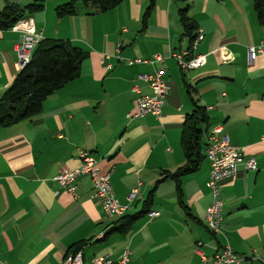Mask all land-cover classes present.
I'll return each mask as SVG.
<instances>
[{
  "label": "crops",
  "instance_id": "1",
  "mask_svg": "<svg viewBox=\"0 0 264 264\" xmlns=\"http://www.w3.org/2000/svg\"><path fill=\"white\" fill-rule=\"evenodd\" d=\"M31 1L0 0V10L8 2L25 7ZM68 1L44 0L42 10L27 14L44 38L68 40L89 56L80 75L53 92L39 113L0 126V264H65L79 241H85V264L105 253L118 259L126 248L130 264H210L225 244L249 264H264V52L251 63L248 54L251 45L264 47V27L253 0H123L105 12L59 17L57 6ZM187 3L205 35L196 49L180 22ZM19 39L20 33L0 29V98L19 71ZM185 49L207 54L206 64L183 69L170 55ZM155 54L166 59L127 62ZM105 56L112 68L102 62ZM156 70L169 85L161 116L129 119L136 108L133 86L152 92L139 75ZM193 99L208 116L199 123L205 145L198 169L180 176L179 197L168 173L186 163L181 136ZM216 127L245 147V159L254 156L257 168L241 164L236 175L221 181L222 230L213 234L203 219L212 202L205 149ZM79 147L93 153L102 171L113 170L116 196L128 206L124 215L141 211L157 185L149 214L128 233L105 237L116 217L93 197L89 176L78 178L76 196L56 181L62 169L81 165ZM150 211L160 215L150 217Z\"/></svg>",
  "mask_w": 264,
  "mask_h": 264
},
{
  "label": "built area",
  "instance_id": "2",
  "mask_svg": "<svg viewBox=\"0 0 264 264\" xmlns=\"http://www.w3.org/2000/svg\"><path fill=\"white\" fill-rule=\"evenodd\" d=\"M13 31L20 32V39L16 44L17 67L23 68L25 60H28V54L33 53L37 45L43 39L42 32H37L33 21L30 19H21L13 27ZM204 31L198 28L192 48L196 49L198 44L204 39ZM264 52L262 45H251L248 48L249 62L256 59L257 55ZM170 57L177 59L179 65L183 69H196L204 66L207 61V54L194 53L191 50H175ZM109 56L102 59L108 68H112V64L107 62ZM225 57V60H231ZM166 57L162 54H155L149 58H133L127 59V62L133 64L135 62H144L155 64L163 62ZM140 78L146 80L152 93H144L139 85L133 86L136 94V108L127 113L129 119L143 118L148 115L160 117L163 112L165 98L169 92V85L163 75L162 70H156L151 73L140 74ZM220 128L216 127L209 136V141L205 149V157L209 160L210 170L209 179L206 182L207 187L211 190L213 200L208 206L204 223L213 233L221 231V222L223 220L224 202L221 197L220 183L226 178H230L237 174L239 166L245 164L248 169H256L257 161L254 156L245 159V147L231 143L227 136L219 133ZM78 157L81 165L76 168H64L55 177L60 188L67 189L72 193H76L77 180L82 175L89 176L92 187L93 197L97 199L107 215L111 217H121L125 214L128 206L121 203L116 196V192L112 182L113 170L102 171L99 166L98 159L93 153L79 147ZM137 188L132 189L130 197H134ZM160 211H150V217H157ZM201 244V243H200ZM204 261L208 258L204 253L199 251ZM130 250L126 248L118 259H114L111 254L105 253L101 256L93 257L92 264H129ZM74 264H85L83 252L78 255ZM210 264H249L248 259L236 253L229 244H225L218 249L210 259Z\"/></svg>",
  "mask_w": 264,
  "mask_h": 264
},
{
  "label": "trees",
  "instance_id": "3",
  "mask_svg": "<svg viewBox=\"0 0 264 264\" xmlns=\"http://www.w3.org/2000/svg\"><path fill=\"white\" fill-rule=\"evenodd\" d=\"M181 1L184 3L188 2V0ZM122 2L123 0H69L57 6L56 14L60 17L75 14L82 10L89 13L105 12ZM79 3L80 8H78ZM152 5L153 2H151L144 14V22H146L151 13ZM253 5L259 22L264 27V0H253ZM43 7L44 0H32L25 7L8 2L0 10V29H10L18 20L26 17L27 14L42 10ZM188 7L187 3L180 8L179 16L184 34L193 41L199 27L196 21L188 14ZM88 56L89 53L87 51L68 40L43 38L35 48L30 61L17 72L14 80L0 98V126H9L39 113L43 102L53 92L80 75L82 63ZM185 86L190 95H192V88L186 81ZM193 103L194 109L186 115L181 136V145L186 157V163L179 167L176 172L168 173V176L176 180L179 197L182 195L180 176L198 169L203 159L202 149L205 142L199 123L207 121L208 116L202 105L198 104L194 99ZM156 186L150 191L143 209L118 218L105 234V237L112 233H128L135 222L148 211L147 206L152 199ZM84 244L85 241L74 243L69 248L68 253L82 252L80 249H82Z\"/></svg>",
  "mask_w": 264,
  "mask_h": 264
},
{
  "label": "bare ground",
  "instance_id": "4",
  "mask_svg": "<svg viewBox=\"0 0 264 264\" xmlns=\"http://www.w3.org/2000/svg\"><path fill=\"white\" fill-rule=\"evenodd\" d=\"M32 55H33V53L28 54V60H25L23 67H25V65L29 62L30 57H32ZM79 254H81V251H79L77 253H69L66 257V263L65 264H74L76 261V258L78 257Z\"/></svg>",
  "mask_w": 264,
  "mask_h": 264
},
{
  "label": "rangeland",
  "instance_id": "5",
  "mask_svg": "<svg viewBox=\"0 0 264 264\" xmlns=\"http://www.w3.org/2000/svg\"><path fill=\"white\" fill-rule=\"evenodd\" d=\"M22 19H29V20L31 19V20L33 21V19H32L31 17H28V16H26V17H24V18H22ZM20 20H21V19H20ZM18 21H19V20H18ZM18 21H17V22H18ZM17 22H16V23H17ZM16 23H15V24H16ZM33 23H34V22H33ZM15 24H14V25H15ZM14 25H13V26H14ZM13 26H12V27H13ZM34 26H35V24H34ZM12 27H11L10 29L13 31ZM35 29H36V26H35ZM36 30H37V29H36ZM15 32H16V31H15ZM37 32H41V31H38V30H37ZM196 32H197V31H196ZM18 33H20V32H18ZM42 35H43V33H42ZM43 38H44V37H43ZM30 59H31V57H30ZM29 61H30V60H29ZM17 68H18V67H17ZM145 81H146V80H145ZM146 82H147V81H146ZM147 83H148V82H147ZM148 85H149V84H148ZM150 89H151V88H150ZM151 91H152V90H151ZM151 93H152V92H151ZM82 148H83V147H82ZM208 179H209V178H208ZM73 194H74V193H73ZM74 195L76 196V193H75ZM221 197H222V196H221ZM222 199H223V198H222ZM212 200H213V197H212ZM223 202H224V201H223ZM210 204H211V203H210ZM207 208H208V207H207ZM103 210H104V209H103ZM206 210H207V209H206ZM105 213H106V212H105ZM106 214H107V213H106ZM148 214H149V211H148ZM108 216H109V215H108ZM110 217H111V216H110ZM118 218H120V217H116V220H117ZM203 220H204V219H203ZM207 228H208V227H207ZM209 230H210V229H209ZM221 230H222V228H221ZM210 231H211V230H210ZM219 233H221V231H220ZM80 250H82V249H80ZM82 252H83V251H82ZM69 253H72V252H69ZM69 253H68V254H69ZM68 254H67V255H68ZM67 255H66V257H67ZM66 257H65V262H64V263H66ZM95 257H96V256H95ZM91 264H92V262H91ZM129 264H130V263H129Z\"/></svg>",
  "mask_w": 264,
  "mask_h": 264
}]
</instances>
